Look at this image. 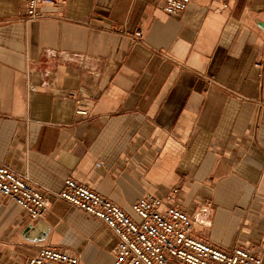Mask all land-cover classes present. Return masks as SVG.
Listing matches in <instances>:
<instances>
[{
	"label": "crops",
	"instance_id": "obj_1",
	"mask_svg": "<svg viewBox=\"0 0 264 264\" xmlns=\"http://www.w3.org/2000/svg\"><path fill=\"white\" fill-rule=\"evenodd\" d=\"M25 2L0 0V162L49 199V231L25 239L36 220L0 196V264L45 244L111 264L114 233L55 197L66 178L133 220L145 192L177 188L188 214L210 204L198 235L264 264V0H190L176 15L163 0H62L23 21ZM80 88L87 116L67 94Z\"/></svg>",
	"mask_w": 264,
	"mask_h": 264
},
{
	"label": "built area",
	"instance_id": "obj_2",
	"mask_svg": "<svg viewBox=\"0 0 264 264\" xmlns=\"http://www.w3.org/2000/svg\"><path fill=\"white\" fill-rule=\"evenodd\" d=\"M43 2L55 5L62 0H26L23 21L41 16ZM190 0H163L162 10L170 15L182 12ZM136 39L141 32H134ZM36 86L28 85V91ZM74 101V113L87 116L90 102L76 90L67 92ZM177 188L164 196L145 192L131 204L139 217L131 219L122 207L90 188L66 178L55 197L101 220L115 235L111 264H262L258 253L236 245L223 249L197 234V225H209L210 204L200 206L192 214L174 204ZM0 196L14 201L30 220L44 217L49 199L24 174L0 162ZM77 257L52 245H41L23 264H78Z\"/></svg>",
	"mask_w": 264,
	"mask_h": 264
},
{
	"label": "water",
	"instance_id": "obj_3",
	"mask_svg": "<svg viewBox=\"0 0 264 264\" xmlns=\"http://www.w3.org/2000/svg\"><path fill=\"white\" fill-rule=\"evenodd\" d=\"M262 27L264 28V26ZM80 93L89 94V92L84 88H80ZM48 231L49 228L47 226H44V221L38 219L34 223L29 224L24 229L23 236L25 239L30 241H42L46 238Z\"/></svg>",
	"mask_w": 264,
	"mask_h": 264
}]
</instances>
